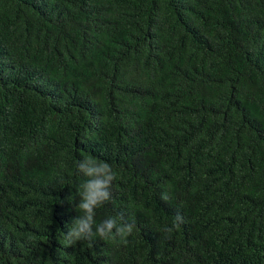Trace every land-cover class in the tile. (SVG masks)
<instances>
[{
	"label": "trees",
	"instance_id": "16d2710c",
	"mask_svg": "<svg viewBox=\"0 0 264 264\" xmlns=\"http://www.w3.org/2000/svg\"><path fill=\"white\" fill-rule=\"evenodd\" d=\"M0 264H264V0H0Z\"/></svg>",
	"mask_w": 264,
	"mask_h": 264
},
{
	"label": "clouds",
	"instance_id": "9594fccd",
	"mask_svg": "<svg viewBox=\"0 0 264 264\" xmlns=\"http://www.w3.org/2000/svg\"><path fill=\"white\" fill-rule=\"evenodd\" d=\"M77 170L84 174L88 179L81 185V190L77 191L80 200L76 208L83 215L77 216L72 220L65 235L68 245L78 241L88 240L91 242L93 237V224L95 210L101 207L110 199V185L114 179L111 166L104 161L86 157L77 162ZM71 200L73 197H71ZM183 223V218L177 214L173 227H179ZM135 228V223L124 222L122 216L110 217L96 225L95 234L104 240H115L120 237L123 241L130 235ZM171 232L172 229H166Z\"/></svg>",
	"mask_w": 264,
	"mask_h": 264
}]
</instances>
